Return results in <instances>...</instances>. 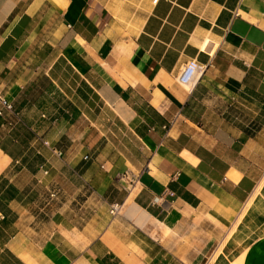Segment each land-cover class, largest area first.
<instances>
[{
	"label": "crops",
	"instance_id": "1",
	"mask_svg": "<svg viewBox=\"0 0 264 264\" xmlns=\"http://www.w3.org/2000/svg\"><path fill=\"white\" fill-rule=\"evenodd\" d=\"M0 96V264H264V0H0Z\"/></svg>",
	"mask_w": 264,
	"mask_h": 264
},
{
	"label": "built area",
	"instance_id": "2",
	"mask_svg": "<svg viewBox=\"0 0 264 264\" xmlns=\"http://www.w3.org/2000/svg\"><path fill=\"white\" fill-rule=\"evenodd\" d=\"M207 65L201 63L197 59H190L180 70L178 75V81L183 86H188L192 88L196 85L197 81L201 75L206 70ZM2 102V109H0V115L6 116L8 113L14 112V105L12 102L0 96ZM134 184V181L131 182ZM133 187V185H132ZM123 204L119 202H114L110 205L109 212L112 216H116L121 213Z\"/></svg>",
	"mask_w": 264,
	"mask_h": 264
},
{
	"label": "rangeland",
	"instance_id": "3",
	"mask_svg": "<svg viewBox=\"0 0 264 264\" xmlns=\"http://www.w3.org/2000/svg\"><path fill=\"white\" fill-rule=\"evenodd\" d=\"M232 264H241V262L240 261H236L235 263H232Z\"/></svg>",
	"mask_w": 264,
	"mask_h": 264
},
{
	"label": "bare ground",
	"instance_id": "4",
	"mask_svg": "<svg viewBox=\"0 0 264 264\" xmlns=\"http://www.w3.org/2000/svg\"><path fill=\"white\" fill-rule=\"evenodd\" d=\"M185 87L188 88V89L190 88V87H188V86H185ZM250 204H251V203H250ZM248 208H249V206H248Z\"/></svg>",
	"mask_w": 264,
	"mask_h": 264
}]
</instances>
